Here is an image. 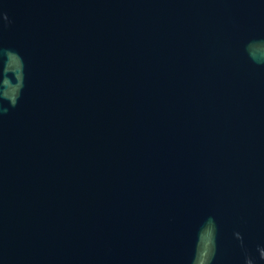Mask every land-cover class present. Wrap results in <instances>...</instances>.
Instances as JSON below:
<instances>
[{
  "label": "water",
  "instance_id": "obj_1",
  "mask_svg": "<svg viewBox=\"0 0 264 264\" xmlns=\"http://www.w3.org/2000/svg\"><path fill=\"white\" fill-rule=\"evenodd\" d=\"M0 264H264V0H0Z\"/></svg>",
  "mask_w": 264,
  "mask_h": 264
}]
</instances>
